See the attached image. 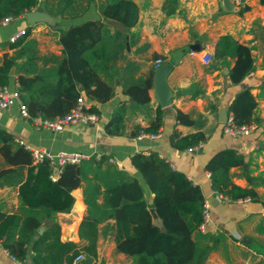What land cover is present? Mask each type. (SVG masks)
Returning <instances> with one entry per match:
<instances>
[{"label": "crops", "instance_id": "obj_1", "mask_svg": "<svg viewBox=\"0 0 264 264\" xmlns=\"http://www.w3.org/2000/svg\"><path fill=\"white\" fill-rule=\"evenodd\" d=\"M114 1H84L86 8L83 18L79 19H101L108 35L114 36L117 31L124 35L121 38L122 48L112 65L113 96L98 102L82 94L89 108L92 105L98 108V119L88 124L71 123L62 130L35 128L31 119L21 116L18 105L14 104L0 108V129L13 135L15 145L22 144L19 140H23L30 147L53 153L81 152L86 155L85 159L105 156L103 169H121L127 176L137 178L148 203L152 201V193L140 172L131 165L130 156L136 152L156 151L172 168L182 171L198 184L205 196L209 217L195 238L211 244V236H216L218 241L204 264H264V2L232 0L235 9L226 10L222 0H131L137 6L138 17L134 25L127 27L102 15L100 6ZM240 5H248V8L239 13ZM35 9L47 12L53 21L30 24L25 13L5 22L0 20V63L5 56L14 59L7 83L11 87L18 86V75L26 70L54 77L56 62L62 56L59 35L62 29L69 26V20H62L67 19V15L62 16L58 12L55 0H41L31 8ZM27 28L30 30L26 36L10 40L13 34ZM224 34L231 35L251 50L253 68L238 83L231 82L228 76L234 58L215 59L213 56L215 43ZM191 50L195 53L191 54ZM204 51L212 54L208 63L201 59ZM157 57L162 59L160 65L171 64L167 84L172 96L170 103L164 107L156 99L153 84L148 89V103H138L124 90L126 85L138 82L150 73L152 78ZM245 88H249L256 100L251 121L256 123V128L249 134L234 136L224 130L225 121L219 120V111L225 108L231 116L228 108L230 101ZM120 106L125 108L123 132L109 134L105 124ZM158 106L162 108L158 136L150 138L133 134L138 126L147 127L150 124ZM178 111L188 114L193 121L190 124L179 122ZM199 123H203L201 127ZM200 129L206 137L201 141L200 148L189 151L188 147L173 145L174 134L184 136ZM227 147L237 149L243 156L241 165L230 167L231 181L253 188L259 200L229 199L212 188L204 164L217 150ZM2 166L7 165L0 156ZM25 170L19 176L14 174L0 179V210L22 214L29 211L30 208L21 202L18 190L20 181L25 178ZM58 171L53 168V173L58 174ZM88 177L92 178L93 173H89ZM110 179L115 177L106 175L104 181ZM85 184L83 180L81 186L71 191L74 201L69 211L55 213L60 224L61 240L73 241L78 246L85 243L78 234L79 223L87 213L83 194ZM104 188L101 183V193L97 198V204L102 209H105L102 203ZM152 221L162 226L158 215H152ZM49 222L50 219L44 217L40 226L45 229ZM113 223L114 219L110 217L100 219L97 256L90 264H134L133 257L116 251ZM30 255L31 250L28 249L27 258L21 262L0 244V264H31Z\"/></svg>", "mask_w": 264, "mask_h": 264}, {"label": "trees", "instance_id": "obj_2", "mask_svg": "<svg viewBox=\"0 0 264 264\" xmlns=\"http://www.w3.org/2000/svg\"><path fill=\"white\" fill-rule=\"evenodd\" d=\"M40 1L0 0V20L24 14ZM84 1L89 0H55V6L62 16L74 17L81 9L79 4ZM85 8L83 4V11ZM247 8L248 5H240L238 11L242 13ZM100 11L105 18L127 27L134 25L138 17L137 6L131 0L106 2L100 6ZM29 30L25 29L23 37ZM123 36L121 31L114 36L108 35L101 19L85 20L62 29L59 35L62 56L56 62L54 77L33 70L18 75V90L30 115L43 118L63 115L73 108L81 94L98 102L112 97L115 93L112 65L122 48ZM213 56L215 59L234 58L228 72L233 83L240 82L253 68L250 47L229 34L217 39ZM13 64L14 59L8 56L0 63V85L9 82ZM151 84L150 73L142 80L126 85L124 90L138 103H148ZM255 105V97L249 88L238 91L228 107L232 121L237 125L251 122ZM88 111L98 113V108L92 105ZM124 116V106L118 107L105 124L106 132L121 134ZM161 118L162 108L158 106L150 124L138 126L133 134L157 132ZM177 120L185 124L193 121L182 111L177 112ZM202 124L199 123V127ZM205 138L200 129L184 136L174 134L172 143L177 148L190 147ZM0 156L7 165L0 167V179L14 174L19 176L26 169L18 190L21 202L30 208L29 211L22 214L0 210V244L21 262L25 261L30 249L31 264H71L73 255L82 250L87 255L84 264H90L97 256L98 225L104 216L114 219L116 251L133 257L134 264H204L218 241L216 236H211V244L195 238L200 232L205 207L201 187L182 171L172 168L156 151L136 152L130 156L131 165L140 172L152 193L151 203L145 199L137 178L127 176L121 169H103L105 156L64 163L56 177H52L53 166L48 160L34 163L31 151L22 144L15 145L13 135L3 129H0ZM242 163L241 153L227 147L211 155L204 168L209 172L212 188L223 197L259 200L253 188L236 185L230 179V167ZM89 173H93L92 178L88 177ZM106 175L115 179L106 182ZM83 180L86 181L83 194L87 213L79 223L78 234L85 243L78 246L73 241L61 240L55 213L70 210L74 201L71 191L81 186ZM101 183L105 186L102 200L105 209L97 204ZM150 207H154L160 217L161 227L153 223ZM44 217L50 222L38 232Z\"/></svg>", "mask_w": 264, "mask_h": 264}, {"label": "built area", "instance_id": "obj_3", "mask_svg": "<svg viewBox=\"0 0 264 264\" xmlns=\"http://www.w3.org/2000/svg\"><path fill=\"white\" fill-rule=\"evenodd\" d=\"M240 2L241 0H237ZM11 17H5L2 19L3 22L8 21ZM25 34V29H21L13 36L10 37L11 41L16 40L18 37ZM191 54H194L195 51L191 50ZM201 59L203 62L208 63L212 59L211 52L204 51L201 55ZM162 59L157 57L154 61V67H159ZM17 104L19 108V113L21 116L28 117L31 119L35 128H49L53 130H62L65 126L71 123L79 122L83 124H88L91 122H95L98 117L95 112L88 111V104L86 103L85 97L81 94L78 96L75 105L73 108L63 115L55 116L54 118H43L41 116H31L28 112L26 103L21 99L20 92L18 90V86L11 87L8 84L0 85V108H6L11 105ZM256 128L255 122H249L245 124L237 125L232 121V117L228 116L226 121L224 122V130L234 136L246 135L249 134ZM139 137L148 136L150 138H155L158 136L157 132H145L140 131L138 133ZM20 143L29 148L32 153V158L35 163L48 160L49 164L56 168L58 171L59 167L64 163H79L81 160L86 158V155L81 152L74 151H59L53 153L46 149L34 148L28 146L23 140H19ZM202 146V143L199 142L193 146L188 147L189 151L196 150ZM113 161L112 158H110ZM57 172L52 174V177H56ZM220 195V194H219ZM222 196V195H220ZM209 212L205 205L203 209V222L200 224V229L206 224L208 220ZM87 259V255L84 251L79 250L76 252L71 260V264H84Z\"/></svg>", "mask_w": 264, "mask_h": 264}, {"label": "water", "instance_id": "obj_4", "mask_svg": "<svg viewBox=\"0 0 264 264\" xmlns=\"http://www.w3.org/2000/svg\"><path fill=\"white\" fill-rule=\"evenodd\" d=\"M222 6L226 10L235 9L234 2L232 0H222ZM25 16L27 21L30 24H33L37 21H48L52 22L53 17L45 11L35 9V10H27L25 12ZM171 69V64H161L158 68H156L152 74V84L156 99L160 106L164 107L170 103L172 92L167 84V75ZM227 111L225 108H222L219 111V120L224 122L227 119ZM150 212L153 216H156V212L154 207H150ZM44 226L39 227V232H42Z\"/></svg>", "mask_w": 264, "mask_h": 264}, {"label": "rangeland", "instance_id": "obj_5", "mask_svg": "<svg viewBox=\"0 0 264 264\" xmlns=\"http://www.w3.org/2000/svg\"><path fill=\"white\" fill-rule=\"evenodd\" d=\"M78 8H81V9H77L78 11H76L75 12V14H77V15H75L74 17H71V16H65V17H67V19H62L60 16H58L59 18H61L62 20H69L70 22H69V24L68 25H71V24H76V23H80V22H82L81 20H79V19H81V18H83V2H81V4H79V6H78ZM73 20H74V22H73ZM65 25H67V24H65ZM68 27V26H67Z\"/></svg>", "mask_w": 264, "mask_h": 264}]
</instances>
